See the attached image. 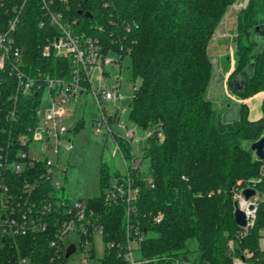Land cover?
<instances>
[{
    "label": "trees",
    "instance_id": "obj_1",
    "mask_svg": "<svg viewBox=\"0 0 264 264\" xmlns=\"http://www.w3.org/2000/svg\"><path fill=\"white\" fill-rule=\"evenodd\" d=\"M236 1L80 0L70 12L79 32L100 36L108 49L121 54L122 43L130 55L133 76L140 79L133 90L129 118L152 131L143 148L147 166L132 171L139 195L130 221L145 233L141 255L165 257L156 264H182L176 259L184 258L197 264H264L260 246L264 200L247 232L234 218L236 189L252 186L264 193V159H258L251 148L264 135V98L259 119H250L244 102L240 117L224 122L220 109L206 97L213 73L209 43ZM4 9L0 7L3 27L13 15L12 7L8 14ZM42 14L41 5L31 0L15 31L25 69L69 77V57L42 54L47 36L53 33L50 25L41 26ZM127 25H131L129 31ZM258 37L264 40V0H248L237 16L233 37L237 66L229 76L232 91L244 99L264 91V42L259 43ZM16 84L13 74L0 71V153L10 156L23 147L20 136L37 122L41 103L36 91L21 93L16 99ZM14 109L16 120L11 115ZM83 125L80 117L72 126L73 133ZM115 137L124 157L131 158V139ZM34 173L17 176L9 172L7 176L20 184ZM116 176L108 164L101 163L102 194L87 202L98 209L104 226L106 247L98 264H130L110 246L123 242L126 234V202L104 200ZM51 239L47 232L0 238V264H22L24 258L26 264H59L66 258V241L56 251Z\"/></svg>",
    "mask_w": 264,
    "mask_h": 264
},
{
    "label": "built area",
    "instance_id": "obj_2",
    "mask_svg": "<svg viewBox=\"0 0 264 264\" xmlns=\"http://www.w3.org/2000/svg\"><path fill=\"white\" fill-rule=\"evenodd\" d=\"M30 1L0 0V7L6 8L4 9L5 14L10 11L9 7L13 8V15L7 19L5 27L1 26L0 22V71L7 70L16 77V99L21 93H30L31 91L40 92V95L46 91L52 99L43 120L46 129L45 139L36 132L39 121L38 109L37 122L28 132L20 136L19 140L23 147L19 148L14 156L0 153V238L47 232L52 235L51 245L56 251H59L61 249L60 242L66 241L71 232H77L80 236L81 247H85L87 243L92 242L91 238L96 230H100L103 234L104 226L100 222V214L94 205H89L81 199L71 203L63 194L53 193V167L59 166L58 157L62 150L71 152L74 147L71 137L72 127L62 123L64 117L59 115V112H62L63 109H58L57 104L77 98L84 91L90 92L101 111L96 120V131L101 132V128L105 126L112 132L111 121L115 122L117 116H114L115 113L112 114L102 109V103L115 101L122 95L116 88L108 89L106 84L94 86L92 77L98 72L97 77L102 78L103 74L107 72L105 66L114 62V59L109 58L108 53L115 50L108 49L100 36H92L84 31L76 30L77 20L72 18L70 12L73 3H78L80 0H35L43 10L41 26L50 25L53 28V33L47 36L46 42L42 46V54L59 58L69 57L72 67L69 77L51 76L42 69H37L33 73L27 72L15 31H17L24 10ZM110 22L114 23L112 20ZM130 29L131 25H127V30ZM110 33L117 36L113 30H110ZM112 42L114 43V40ZM120 49L123 50V53H120L117 60L121 59L124 52H128L124 50L122 43H120ZM85 82H88L90 86H86ZM59 93L62 96L57 103L54 96ZM11 115L16 120L15 109L11 111ZM123 128L125 129L123 135L127 139H131L135 135V128L127 126ZM34 138L43 140L44 155L40 158L32 157L28 150V144ZM118 151L123 155L117 144L114 154H117ZM55 155H57L56 161L53 158ZM125 162V174L112 179V186L107 190L104 199L107 203L121 199L127 204L125 240L111 243L110 246L118 249V253L130 264H156L165 257H143L141 255L140 243L143 241L145 233L138 225L132 224L130 221L131 207L138 200L139 195V188L134 184L131 173L138 166L134 162L129 163L126 158ZM9 172L15 173L17 176L28 172L35 173L31 178H25L23 183L15 184L10 182L7 176ZM119 178L123 180L121 184H118ZM150 182L149 180L148 183ZM39 183H44V186L38 188ZM54 184L59 186L58 181ZM245 188L254 187L246 186L236 189L234 198L245 212L247 224L243 228L247 232L255 224L259 204L264 200V193H259L254 188L255 194L246 198L243 194ZM155 220L159 221L160 217H156ZM68 245L66 244V248ZM134 251L139 253L138 258L134 256ZM180 262L182 264H197L190 259H176V263ZM21 263L26 264L27 260L24 258ZM84 263L87 264V261L84 260ZM237 264L243 263L238 262Z\"/></svg>",
    "mask_w": 264,
    "mask_h": 264
},
{
    "label": "rangeland",
    "instance_id": "obj_3",
    "mask_svg": "<svg viewBox=\"0 0 264 264\" xmlns=\"http://www.w3.org/2000/svg\"><path fill=\"white\" fill-rule=\"evenodd\" d=\"M247 2L248 0H237L228 9L208 47L209 56L212 61L213 56L218 53L222 62H225L227 53H231V73L237 66L235 43L232 44V51L230 45L215 46V43H217V40H224L226 31L231 32L236 30L235 18L237 19L236 16H238L240 8L245 7ZM227 17H231V20L228 21ZM225 21H227L226 24H223ZM257 40L259 43L264 42V40L259 37ZM221 50H226V53H221ZM108 56L114 59L113 64L105 66L107 72L103 74L101 79L97 77L98 72H96L92 77V82L94 86L106 84L108 89L116 88L122 95L121 98L115 101L111 100L102 103V109L112 114L118 109L117 120L115 122L111 121L113 133L107 130L105 126L101 128V132L96 131V120L99 118L101 111L90 92L84 91L82 94H79L77 98H72L64 103L57 104L58 109H63L62 112H59V115L64 117L62 121L63 124L72 127L80 117L84 119V125L77 132L71 133V137L73 138V149L71 152L62 150L58 157L60 162L58 163L59 166L55 165L53 167V193L57 195L63 194L71 203L77 199H81L83 202L87 203L90 198L102 194L103 187L99 178L101 163L108 164L117 175L125 174L126 162L123 157L125 154L122 155L119 151L117 154H114L117 146L115 140L117 136L115 137V135L123 136L125 131L123 128L124 126L135 128L136 130L135 135L131 138L132 150L129 151L131 158L126 157L127 161L129 163L134 162L136 166H140L143 169L147 166L146 162H143V148L146 145V137L152 130L138 126L129 118V106L133 90L134 87L139 84L140 79L134 78L133 76L132 62L128 52H124L120 60H117L120 57V53L118 52L111 51L108 53ZM213 69V76L210 86L206 90V97L213 100L216 107L220 109L222 120L225 122L234 120L240 115L239 103L234 101V99L227 98L225 101L221 100V97L226 98L225 90L224 87L220 90L221 87L218 86L221 85L222 82L219 84L216 83L220 81V79L218 78L219 76L216 72L217 69H215V65ZM61 96V93L54 96L57 103L60 101ZM51 99L52 97L46 91L42 93L39 106L38 128L36 132L41 134L43 139L46 137V129L43 125V120L49 108V104L51 103ZM261 113V99L253 100L249 108V117L255 119L259 117ZM28 150L32 157H42L44 155L43 140L34 138L28 144ZM53 158L56 161L57 155ZM56 181L59 182V186L54 184ZM70 243H75L76 250L59 264H85L84 260L87 261V264H98L105 253L106 243L100 230L94 232L92 242L87 243L85 247H81L80 245L79 234L77 232H71L66 238V244L68 245ZM190 243L192 246L196 244L195 240H191ZM260 246L264 250V237L260 240ZM90 248L93 249V257L90 256ZM134 256L138 258L139 253L134 251Z\"/></svg>",
    "mask_w": 264,
    "mask_h": 264
},
{
    "label": "crops",
    "instance_id": "obj_4",
    "mask_svg": "<svg viewBox=\"0 0 264 264\" xmlns=\"http://www.w3.org/2000/svg\"><path fill=\"white\" fill-rule=\"evenodd\" d=\"M227 20L228 21L231 20V17H227ZM235 21H236V30H237V19L236 18H235ZM226 22L227 21H225V23H223V24H226ZM236 30L235 31H231V32L226 31L225 32L226 36L224 37V40L223 41L222 40H217V43H215V46H217V45H219V46L220 45L229 46L230 45V49L232 51V49H233L232 44H234V40H233L234 38L233 37L236 35ZM221 35H222V33H221ZM220 52L225 54L226 50H221ZM230 54L231 53H227L226 58H225L226 59L225 62H222V60H221L220 56L218 55V53L213 56V61L211 60V62L213 64V68H214V65H215V69H217L216 72H217V74L219 76L218 78L220 79V81H217L216 83L219 84L220 82H222V84L218 85V86L221 87L220 90H222L223 87H224V90H225L226 98L221 97V100L225 101V99L228 98V99H234V101H237L239 103V106H240L239 107V109H240L239 113H240L242 103H244V102L247 103L249 108H250V104H251V102L253 100L261 99V110H262V101H263V98H264V91L263 92H259V93L255 94V95H253L251 97H248V98H245V99L240 97V96H238L237 94H235L232 91L231 86H230V82H229V76H230V73H231L230 71H231V68H232V64H231V61H230ZM229 61H230V63H229ZM221 75H222V77H221ZM212 76H213V73H212ZM211 79H212V77H211ZM210 83H211V80H210V82L208 84V87L210 86ZM208 99L211 100L210 98H208ZM211 101H213V100H211ZM223 101H222V103L224 105ZM214 104H215V102H214ZM221 116H222V114H221ZM261 116H262V113H261V115L259 117L255 118V119H253V118H250V119L256 120V119H259ZM239 117H240V115H239ZM238 118H235L234 120H237ZM234 120H231V121H234ZM222 121H224V120H222ZM231 121H228V122H231ZM119 175L120 174H118L117 176H119Z\"/></svg>",
    "mask_w": 264,
    "mask_h": 264
},
{
    "label": "water",
    "instance_id": "obj_5",
    "mask_svg": "<svg viewBox=\"0 0 264 264\" xmlns=\"http://www.w3.org/2000/svg\"><path fill=\"white\" fill-rule=\"evenodd\" d=\"M118 111L115 112V117L117 116ZM252 150L255 152V155L257 156L258 159H264V135L261 136L258 140L254 141L251 144ZM122 179H118V184L122 183ZM256 190L254 188H245L243 190V194L246 198H249L250 196H253L255 194ZM235 204V209H234V218L235 221L240 225V226H246L247 224V219L245 212L239 207L238 201H234ZM76 250V245L75 243H71L68 245L65 251V257L68 258L74 251Z\"/></svg>",
    "mask_w": 264,
    "mask_h": 264
}]
</instances>
